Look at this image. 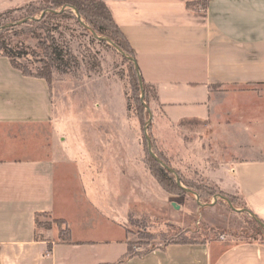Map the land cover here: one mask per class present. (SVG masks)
Wrapping results in <instances>:
<instances>
[{"label":"crops","instance_id":"crops-1","mask_svg":"<svg viewBox=\"0 0 264 264\" xmlns=\"http://www.w3.org/2000/svg\"><path fill=\"white\" fill-rule=\"evenodd\" d=\"M103 2L155 92L156 131L170 132L163 145L200 123L201 174L264 222V90H245L264 89V0ZM54 98L46 80L0 57V264H264V242L226 236L130 254L131 218L178 204L149 176L138 139L125 136L126 111L105 142V125L78 108L87 122L70 144L58 137ZM253 99L258 118L231 101ZM43 216L64 221L69 237L42 229Z\"/></svg>","mask_w":264,"mask_h":264},{"label":"rangeland","instance_id":"rangeland-1","mask_svg":"<svg viewBox=\"0 0 264 264\" xmlns=\"http://www.w3.org/2000/svg\"><path fill=\"white\" fill-rule=\"evenodd\" d=\"M41 2V0L31 3H25L23 0H0V15L28 4H32L35 8ZM74 9L71 8L68 14L63 13L64 7L57 9L53 13H58V17L48 16L46 19L43 12H38L32 17L22 12L14 13L13 19L0 20V27L3 26L2 24H6L5 27L9 26L6 29H3L4 27L0 29V42L13 50L15 55L23 54L21 57H15L16 62L32 73L49 63L44 52L48 44L58 47L66 62L74 58L76 64H71L72 68L68 73H60L55 67L50 68L55 96L56 125H58L60 139L68 138L72 144L71 141L75 136V141H81L83 125H86L87 121L83 119V114L78 108L84 107L90 111V122L94 121V124L99 122L102 127L105 125L103 127L106 129L105 142L115 137V128L111 125L112 118L126 111L129 132L125 136L128 134V137L132 136L130 139H138L141 146L140 153L143 156L142 161L149 176L154 178L156 184L160 186L151 171L153 169L155 174L160 173L159 166L152 163L153 157L149 153L147 134L154 154L176 173H172L175 180L177 181L178 176L184 188L186 185L191 186L192 192L199 196L202 205L192 193L169 194L160 186L170 195L171 201L180 206V210H174L173 207H176L173 206L164 214L155 210L154 214L142 218L132 217L128 227L129 232L132 233V251L149 250L182 238L199 241L209 237L226 236L236 243L264 242V229L259 227L250 213L234 210H243L244 204L240 198L226 190L216 188L201 174L200 167H197L200 163L196 162V158L202 151L201 144L207 142L203 140L202 133H205L203 126L194 121L186 122L174 131V138L171 137L170 143L164 142L166 144L164 146L162 138H168L170 132L164 131L161 124L156 131L154 118L159 108L154 90L150 89L147 98L145 95L143 101L142 94H137L135 90V79L129 63L130 56L122 49L125 55L120 53L118 50L120 48L117 49L116 45L97 38V36L107 37L99 36L92 30L86 29ZM46 14L51 12L47 10ZM26 20L33 26L32 31L26 32L24 27H21ZM48 20L50 22L47 24L49 29L47 32L35 29L39 24L33 21ZM82 22L85 24L83 19ZM109 40L112 42L111 39ZM245 90L264 89L247 88ZM234 91L237 90L234 89ZM231 101L240 108V113L247 108L246 111L252 113L250 116L259 117L258 108L262 103L260 104L257 99L246 100L244 104L242 100ZM224 106L227 107L228 103ZM95 109L101 113L95 114L93 111ZM150 113L153 115V122L146 134L145 128L150 120ZM156 133L160 139L156 137ZM159 165L164 168L161 164ZM227 200L234 209L230 207ZM57 221L50 219L49 216H43L38 219V224L42 229H57L59 234L64 226L57 224ZM60 235L65 238L64 233Z\"/></svg>","mask_w":264,"mask_h":264},{"label":"trees","instance_id":"trees-1","mask_svg":"<svg viewBox=\"0 0 264 264\" xmlns=\"http://www.w3.org/2000/svg\"><path fill=\"white\" fill-rule=\"evenodd\" d=\"M41 1L42 2L35 8L34 6H32V4H28L21 8L8 10L7 12L0 15V20L1 19H13L12 15L18 12L26 13L27 16L30 15L31 17L38 12H43L45 13L44 19H46L48 16L58 17L59 16L58 13H53V12H56L57 9L64 7L65 10L63 11V13L68 14V11H70L71 8H75L78 11L80 17L84 20L85 24L87 25L85 27L86 29L92 30L94 33H97L99 36L107 37L111 39L117 48L122 49L128 56L135 59L134 51L129 46V43L127 39L125 38V36L123 35L119 26L114 22L112 14L110 10L108 9L107 5L103 2V0H41ZM44 4L47 6L45 7L42 6ZM47 10L50 11L51 14H46ZM69 13L73 14L72 12H69ZM33 22L39 24L35 27V29L43 30L44 32H47L49 30L47 27V24L50 22L49 20L43 21V22H40V21H33ZM2 25L3 26H1L0 29H2V27H4V25L6 24H2ZM21 25H22L21 27H24L26 32L32 31L33 29V26H31L29 21H25ZM46 41L49 42V40H46ZM44 52H45V55L49 63L45 67L43 66L41 69L32 73L26 67H22L20 64L16 62L15 57L17 56L21 57L23 54L15 55L13 50L9 49L7 45L4 46L0 42V57L8 58L11 62V65L15 69L19 70L26 77H34V78L46 80L50 86V89L53 90L50 68L55 67L56 70H58V72L64 74V73L70 72L72 68L71 64L75 65L76 62L74 58L66 62L64 60L62 51H59V48L53 46L52 44L46 45V47L44 48ZM129 63L132 68L133 77L135 79L134 81L135 90L137 94L140 95L142 94V88L140 85L138 73L136 71L135 63L131 60H129ZM143 86H144V91H145V95L147 98V95L149 94V90L152 89V87L148 85L144 80H143ZM152 163L156 164L157 167L159 166L158 168H159L160 173L155 174L153 169H151V171H152L153 176L156 177L160 186L167 193L169 194L188 193L187 189L191 191L193 190V188L189 185H186L185 188L179 186L173 174L169 172L168 170L162 168L154 158L152 159ZM243 210H246V213L249 212L248 208L245 205L243 206ZM252 219L260 227V224L257 222L258 219L255 217H252ZM57 224H60V226L62 227L64 226L63 228L60 229L59 235L61 233H64L65 237L68 238L70 235L69 226L62 220H58ZM196 241L198 240H190V239L182 238L181 240L179 239V240H175L172 242L187 244V243H194ZM133 252L134 251H132V247L130 246V254H133Z\"/></svg>","mask_w":264,"mask_h":264},{"label":"water","instance_id":"water-1","mask_svg":"<svg viewBox=\"0 0 264 264\" xmlns=\"http://www.w3.org/2000/svg\"><path fill=\"white\" fill-rule=\"evenodd\" d=\"M75 10V12L77 13V17H78V19L80 20V22L86 27V25L82 22V19H81V17H80V15H79V13H78V11L76 10V9H74ZM27 21V20H26ZM9 26H4V28L3 29H6V28H8ZM95 36H97V35H95ZM97 38L98 39H100L101 41H108V42H110L112 45H114L115 46V44L114 43H112L108 38H101V37H98L97 36ZM118 49V48H117ZM119 51H120V53H122L123 55H125V53L121 50V49H118ZM129 60H131V61H133L134 63H135V67H136V71H137V73H138V77H139V81H140V85H141V88H142V98H143V101H144V97H145V91H144V86H143V78H142V76H141V73H140V69H139V67H138V64H137V62H136V60L135 59H133V58H131V57H129ZM152 122H153V115H152V113H150V120H149V122H148V125L146 126V128H145V130H146V134H147V132H148V130H149V128L151 127V125H152ZM146 139H147V142H148V146H149V153H150V155L159 163V164H161L164 168H166L169 172H171V173H173V174H176L175 172H174V170H172L167 164H165L160 158H158V156L156 155V154H154V152H153V149H152V145H151V140H150V137L148 136V134L146 135ZM177 176V175H176ZM177 183H178V185L179 186H181V187H183L182 186V183H181V180H180V178L177 176ZM184 188V187H183ZM187 192L188 193H192V194H194L195 196H196V198L198 199V202H199V204L200 205H202L201 204V202H200V198H199V196L197 195V194H195V193H193L191 190H188L187 189ZM228 201V200H227ZM229 202V201H228ZM229 205H230V207L231 208H233L232 207V204L229 202ZM174 206L178 209V206L176 205V204H174ZM234 209V208H233ZM235 211H238V212H246V210H238V209H234ZM252 215V214H251ZM253 216V215H252ZM259 224H260V226L264 229V223L263 222H261V221H257Z\"/></svg>","mask_w":264,"mask_h":264}]
</instances>
